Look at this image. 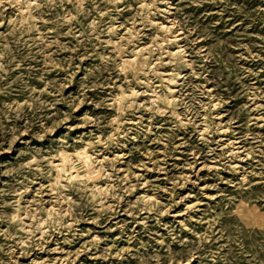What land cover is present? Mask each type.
Wrapping results in <instances>:
<instances>
[{
	"label": "rangeland",
	"instance_id": "obj_1",
	"mask_svg": "<svg viewBox=\"0 0 264 264\" xmlns=\"http://www.w3.org/2000/svg\"><path fill=\"white\" fill-rule=\"evenodd\" d=\"M0 264H264V0H0Z\"/></svg>",
	"mask_w": 264,
	"mask_h": 264
},
{
	"label": "bare ground",
	"instance_id": "obj_2",
	"mask_svg": "<svg viewBox=\"0 0 264 264\" xmlns=\"http://www.w3.org/2000/svg\"><path fill=\"white\" fill-rule=\"evenodd\" d=\"M170 81L173 82L174 79L171 78ZM169 93H171L170 89ZM167 102H169V100H167ZM54 167L56 170L54 178L55 183L59 182L62 174L69 175L71 178L85 176L89 180H95L98 177V172L94 170L95 168H93L90 156L87 154L85 148L75 149L71 154L60 151L58 155V163L55 164Z\"/></svg>",
	"mask_w": 264,
	"mask_h": 264
}]
</instances>
